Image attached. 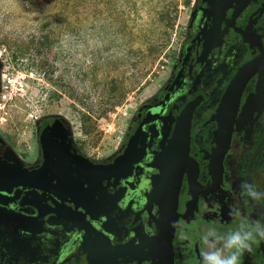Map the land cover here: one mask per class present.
<instances>
[{
	"label": "flooded vegetation",
	"instance_id": "flooded-vegetation-1",
	"mask_svg": "<svg viewBox=\"0 0 264 264\" xmlns=\"http://www.w3.org/2000/svg\"><path fill=\"white\" fill-rule=\"evenodd\" d=\"M39 143L28 185L0 189V264H201L209 232L264 224L242 188L264 191V0H193L169 78L107 159L53 121ZM241 264H264V240Z\"/></svg>",
	"mask_w": 264,
	"mask_h": 264
},
{
	"label": "rangeland",
	"instance_id": "rangeland-1",
	"mask_svg": "<svg viewBox=\"0 0 264 264\" xmlns=\"http://www.w3.org/2000/svg\"><path fill=\"white\" fill-rule=\"evenodd\" d=\"M192 3L0 0V161L30 162L47 121L85 157L114 154L169 78Z\"/></svg>",
	"mask_w": 264,
	"mask_h": 264
},
{
	"label": "clouds",
	"instance_id": "clouds-1",
	"mask_svg": "<svg viewBox=\"0 0 264 264\" xmlns=\"http://www.w3.org/2000/svg\"><path fill=\"white\" fill-rule=\"evenodd\" d=\"M242 188L249 198L257 203L264 200V191H259L254 185L244 183ZM256 192L255 196L249 191ZM237 215H239L237 213ZM257 238L264 240V224L238 226L228 231L226 236L209 232L200 240L201 264H241L244 254L252 251Z\"/></svg>",
	"mask_w": 264,
	"mask_h": 264
},
{
	"label": "water",
	"instance_id": "water-1",
	"mask_svg": "<svg viewBox=\"0 0 264 264\" xmlns=\"http://www.w3.org/2000/svg\"><path fill=\"white\" fill-rule=\"evenodd\" d=\"M52 128V127H51ZM49 137L47 133L44 135V139ZM44 147L49 149V143L43 142ZM31 180V176L24 173L17 166H9L0 161V189L9 191L13 187L28 185ZM8 187V188H6ZM178 189V183L170 186L171 196L168 198V205L170 206V218L174 217L173 211L175 207L176 194Z\"/></svg>",
	"mask_w": 264,
	"mask_h": 264
},
{
	"label": "trees",
	"instance_id": "trees-1",
	"mask_svg": "<svg viewBox=\"0 0 264 264\" xmlns=\"http://www.w3.org/2000/svg\"><path fill=\"white\" fill-rule=\"evenodd\" d=\"M44 1L45 2H50L52 0H44ZM66 1L69 2V3H71L72 5H74V4L78 5V3H79L80 0H66ZM47 38H48L47 35H44V36L41 37V39H43V40H45Z\"/></svg>",
	"mask_w": 264,
	"mask_h": 264
}]
</instances>
